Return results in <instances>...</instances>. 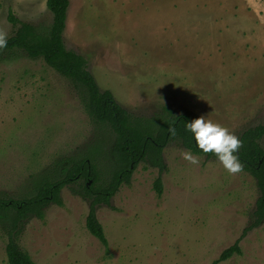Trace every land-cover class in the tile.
Masks as SVG:
<instances>
[{"label": "rangeland", "instance_id": "374dc122", "mask_svg": "<svg viewBox=\"0 0 264 264\" xmlns=\"http://www.w3.org/2000/svg\"><path fill=\"white\" fill-rule=\"evenodd\" d=\"M10 12L38 29L53 22L47 0H0L5 38L16 30ZM63 40L136 117L170 108L203 115L238 138L264 124V0H70ZM16 51L0 61V198L21 197L89 151L96 185H105L115 134L93 120L69 78ZM187 151L170 140L161 173L140 162L131 183L99 205L107 248L87 229L90 201L75 184L44 219L26 220L20 246L37 264H210L240 240L241 253L220 264H264V219L253 226L262 195L256 177L190 151L199 159L192 164ZM4 226L0 220V264H9Z\"/></svg>", "mask_w": 264, "mask_h": 264}, {"label": "trees", "instance_id": "16d2710c", "mask_svg": "<svg viewBox=\"0 0 264 264\" xmlns=\"http://www.w3.org/2000/svg\"><path fill=\"white\" fill-rule=\"evenodd\" d=\"M47 5L53 14V22L43 29L9 13L8 18L16 30L6 38V45L0 47V61L14 59L16 49H20L30 58H43L49 66L69 78L79 91L85 109L93 120L107 125L115 134L113 163L105 185H96L100 181V174L92 159L94 153L89 151L86 156L74 160L65 169L56 170L21 197L0 198V220L1 224L5 223L2 229L8 235L6 253L9 264H37L20 246L18 236L30 217L44 219L45 209L51 203L63 205L61 191L66 185H77L80 187L78 192L89 199L87 229L107 248L108 239L97 217V209L101 204L110 205L120 186L131 183L132 175L140 162L146 161L157 166L161 173L164 170L163 151L172 139H179L185 148L194 153L216 158L213 152L205 153L199 149L193 134L186 129V124L194 117L183 113L175 114L170 108H165L163 115L154 119L136 117L115 100L110 90H101L89 70L87 56L67 49L64 45L63 32L70 0H47ZM263 136L264 124L245 130L239 137L241 146L236 153L242 169L250 171L256 177L262 191L257 200L253 226L259 225L264 219V147L260 144ZM154 188L160 196L163 192L161 175L156 178ZM240 253V240H237L210 264H220Z\"/></svg>", "mask_w": 264, "mask_h": 264}, {"label": "clouds", "instance_id": "9594fccd", "mask_svg": "<svg viewBox=\"0 0 264 264\" xmlns=\"http://www.w3.org/2000/svg\"><path fill=\"white\" fill-rule=\"evenodd\" d=\"M7 40L0 33V47H4ZM186 129L193 134L196 145L203 152H213L216 158L229 173L239 172L242 164L236 154L241 146V140L227 127L220 125L201 115L186 124ZM185 160L198 164V157L190 151L182 152Z\"/></svg>", "mask_w": 264, "mask_h": 264}]
</instances>
